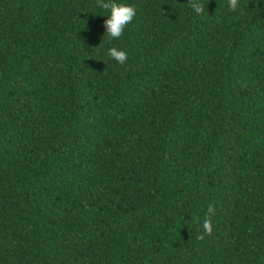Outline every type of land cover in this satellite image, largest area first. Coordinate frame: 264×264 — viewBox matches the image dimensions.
<instances>
[{"label":"trees","instance_id":"trees-1","mask_svg":"<svg viewBox=\"0 0 264 264\" xmlns=\"http://www.w3.org/2000/svg\"><path fill=\"white\" fill-rule=\"evenodd\" d=\"M110 2L0 0V264H264V0Z\"/></svg>","mask_w":264,"mask_h":264},{"label":"clouds","instance_id":"clouds-1","mask_svg":"<svg viewBox=\"0 0 264 264\" xmlns=\"http://www.w3.org/2000/svg\"><path fill=\"white\" fill-rule=\"evenodd\" d=\"M238 5L239 0H229V6L231 9H237ZM100 6L108 10L107 19L104 21L106 29L105 33H107L109 39H119L122 36L125 27L136 16L135 7L125 3H117L115 0H111L110 3H102ZM190 10L194 14H201L203 8L199 4L198 0H192ZM107 56L118 64H124L128 59L127 51L119 49L115 46L107 49ZM209 211H211V209H209ZM202 227L205 233L210 234L212 232L213 228L210 217H206L203 220Z\"/></svg>","mask_w":264,"mask_h":264}]
</instances>
